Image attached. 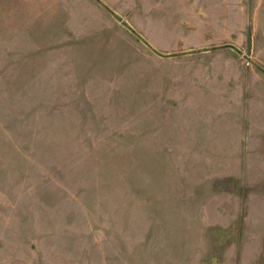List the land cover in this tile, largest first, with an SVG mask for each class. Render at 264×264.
Segmentation results:
<instances>
[{
  "label": "rangeland",
  "instance_id": "obj_1",
  "mask_svg": "<svg viewBox=\"0 0 264 264\" xmlns=\"http://www.w3.org/2000/svg\"><path fill=\"white\" fill-rule=\"evenodd\" d=\"M0 264H264V0H0Z\"/></svg>",
  "mask_w": 264,
  "mask_h": 264
}]
</instances>
